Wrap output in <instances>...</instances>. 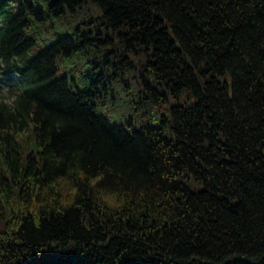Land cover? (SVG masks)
Here are the masks:
<instances>
[{"label":"trees","instance_id":"16d2710c","mask_svg":"<svg viewBox=\"0 0 264 264\" xmlns=\"http://www.w3.org/2000/svg\"><path fill=\"white\" fill-rule=\"evenodd\" d=\"M0 264H264V0H0Z\"/></svg>","mask_w":264,"mask_h":264},{"label":"rangeland","instance_id":"374dc122","mask_svg":"<svg viewBox=\"0 0 264 264\" xmlns=\"http://www.w3.org/2000/svg\"><path fill=\"white\" fill-rule=\"evenodd\" d=\"M3 94H5V92H1V91H0V95H3Z\"/></svg>","mask_w":264,"mask_h":264}]
</instances>
